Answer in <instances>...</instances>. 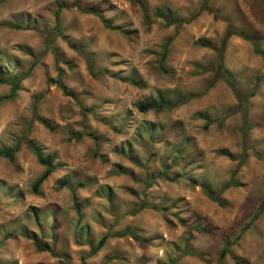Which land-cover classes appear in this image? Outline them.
<instances>
[{
    "label": "rangeland",
    "instance_id": "obj_1",
    "mask_svg": "<svg viewBox=\"0 0 264 264\" xmlns=\"http://www.w3.org/2000/svg\"><path fill=\"white\" fill-rule=\"evenodd\" d=\"M203 3L0 0V70L28 72L13 98L0 83V148L20 140L13 161L0 157V264H264V0ZM57 8L60 31L43 52ZM228 23L263 53L226 38L224 67L238 95L216 66ZM186 98L170 110L137 108ZM244 130L238 185L219 205L204 190L230 179ZM29 139L53 157L35 192L44 166ZM164 167L166 178L147 186ZM127 230L139 239L118 235Z\"/></svg>",
    "mask_w": 264,
    "mask_h": 264
},
{
    "label": "trees",
    "instance_id": "obj_2",
    "mask_svg": "<svg viewBox=\"0 0 264 264\" xmlns=\"http://www.w3.org/2000/svg\"><path fill=\"white\" fill-rule=\"evenodd\" d=\"M72 5L78 7L82 11L89 12L88 10L82 9L81 6H80V3L78 1L72 2ZM206 5H207V0H204L202 9L206 8ZM59 11H60V8H57V10L54 12V22L55 23H54L53 33H49L48 31L44 30L45 36H44V49H43V52L47 51L48 49H52L53 48L51 42L53 41L55 34L60 31V28H59ZM188 21L189 20L178 21L177 24H176V28L180 27V25L182 23L188 22ZM103 22H104L105 25H109L105 20H103ZM171 23H173V22H167V24H171ZM14 27L21 28L19 25H14ZM233 34H236V35L242 36L244 38H247L251 42L252 49H253V51L255 53L261 54V55H263V53L261 52L259 44H258V42L255 39H252V38L244 36L241 32H239L236 28H234V26L231 23H228V26L226 28V33H225V36L223 37L222 44H221L222 48L221 49H217L216 48L217 49V54H218V59H217V62H216V66H217L218 75L220 74L221 76H223L225 81L227 82V84L234 90L236 95H238V92L236 90L235 84H234L233 80L229 77V75H228V73H227V71H226V69L224 67V61H223V46H224L225 40H226V38H228L230 35H233ZM168 42H169V40H168ZM200 43H202V45H204V46L215 48L211 44V42L208 41V40L201 39ZM166 56H167V42L163 45L162 52H161V55H160V60H159L160 62L159 63H160L161 66L163 65V62L165 61ZM86 63H87V67H88L90 75L96 76L98 73H95L93 71L92 59L89 56V54L88 55L86 54ZM34 64H35V62H34ZM34 64H32V67H33ZM27 73L28 72H25V73L19 74L18 76L10 77V76H3V74H2V72L0 70V83H7V84H9L11 86L9 94L7 95L8 98H13L15 96L16 91L18 90L21 81L26 77ZM99 73H102V72H99ZM61 87H62V89H63L65 94L74 96V94L72 92H69L68 90H66L65 86L61 85ZM255 89L256 88H253L250 91L249 94L253 95V93L255 92ZM188 97L190 98L191 96H188ZM189 98H186V99H183V100L179 99V100H175V101H167V100L166 101L165 100H160L159 101V100H156V99L155 100L154 99H147V100H144L142 102H139L138 105H137V108L140 111H147V110H150V109H154V110H162V109L170 110V109H172V108H174L176 106H179V105L185 103ZM242 133H243V140H244L243 152H242V154H241V156H240V158L238 160V163L236 164V167H235L234 171L232 172V175H231L230 179L219 189L218 192H212V191H209V190H204L206 195L210 199L216 201L219 205H224V202H225L224 199L221 196V192L223 190H225L226 188L230 187V186L238 185V182L234 179L233 176L237 172L239 166L246 160V152H245L246 147L244 145H245V143L247 141V131L244 130ZM78 137H80V136H78ZM27 141L30 144V147H31L33 153L36 155L38 161L44 166L43 171L40 173V175L35 179V181L32 184V190L35 192V191L38 190V187L43 182V180H45L49 176V174L53 171V157L51 155L43 154V152L41 151L40 147L37 146L34 143V141H32L30 139L27 140ZM19 148H20V140H18L14 145L1 147L0 148V157H4V158H7L10 161H13L14 157H15V154L19 150ZM160 176L166 178V167H164L160 172L156 173L155 175L149 177L147 179L146 185L150 186L151 183L154 181V179L156 177H160ZM59 186L60 187L67 186V183L64 180H60L59 181ZM71 189H72V192H73V200H74L75 210H76L77 214H80L81 211H80L79 203L77 202L76 197H75V189L74 188H71ZM148 206L149 205L147 203H145V202H142V204H141V207H148ZM261 211H262L261 206L257 207L255 213L253 214L251 219L247 222V224L244 227L245 228L248 227L260 215ZM125 234H130L131 236L139 239L134 232L129 231V230L124 231L123 233L118 234V235H125ZM106 238H107V235H104L98 240V243L96 245V249L95 250L99 249L100 247H102L104 245V243L106 241ZM36 246L38 248H42L39 245L38 242H36ZM228 247H229V244H226L223 247V250H222V253H221L222 256L228 251ZM184 253H187V252L184 251ZM167 264H176V261H172L171 260Z\"/></svg>",
    "mask_w": 264,
    "mask_h": 264
}]
</instances>
